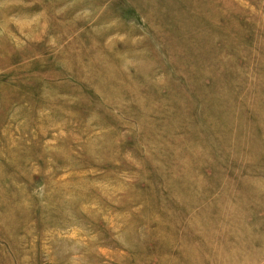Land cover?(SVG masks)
Returning a JSON list of instances; mask_svg holds the SVG:
<instances>
[{
    "label": "rangeland",
    "instance_id": "obj_1",
    "mask_svg": "<svg viewBox=\"0 0 264 264\" xmlns=\"http://www.w3.org/2000/svg\"><path fill=\"white\" fill-rule=\"evenodd\" d=\"M0 264H264V0H0Z\"/></svg>",
    "mask_w": 264,
    "mask_h": 264
}]
</instances>
